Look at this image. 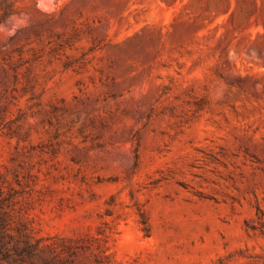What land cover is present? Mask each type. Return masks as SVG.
<instances>
[{"label":"rangeland","instance_id":"obj_1","mask_svg":"<svg viewBox=\"0 0 264 264\" xmlns=\"http://www.w3.org/2000/svg\"><path fill=\"white\" fill-rule=\"evenodd\" d=\"M13 26L0 264H264V0H0Z\"/></svg>","mask_w":264,"mask_h":264},{"label":"clouds","instance_id":"obj_2","mask_svg":"<svg viewBox=\"0 0 264 264\" xmlns=\"http://www.w3.org/2000/svg\"><path fill=\"white\" fill-rule=\"evenodd\" d=\"M11 19H16V17H12ZM23 26H27V18H25V21L23 22ZM17 31V27L13 26L10 30H4V29H0V32H4L5 33V40L11 39Z\"/></svg>","mask_w":264,"mask_h":264},{"label":"trees","instance_id":"obj_3","mask_svg":"<svg viewBox=\"0 0 264 264\" xmlns=\"http://www.w3.org/2000/svg\"><path fill=\"white\" fill-rule=\"evenodd\" d=\"M29 249V248H28ZM29 251V250H28Z\"/></svg>","mask_w":264,"mask_h":264}]
</instances>
